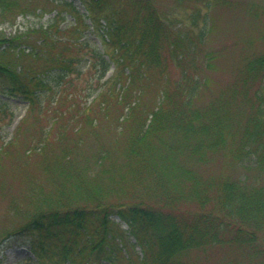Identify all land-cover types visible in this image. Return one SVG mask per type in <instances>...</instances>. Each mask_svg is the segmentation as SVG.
Listing matches in <instances>:
<instances>
[{"label": "trees", "instance_id": "obj_1", "mask_svg": "<svg viewBox=\"0 0 264 264\" xmlns=\"http://www.w3.org/2000/svg\"><path fill=\"white\" fill-rule=\"evenodd\" d=\"M157 1L0 0V25L19 16L50 14L46 22L13 35L0 30V102L19 99L31 110L54 106L62 111L57 122L65 116L63 102L83 96L85 108L76 109L58 129L61 145L69 126L86 111L97 128L118 108L114 122L121 131L125 124L131 127L127 162L111 164V171L121 176L119 169L127 168L125 177L142 184L126 199L95 196L63 147L72 165L65 172H72L84 192L79 201L85 203L28 213L0 238V262L15 240L33 254L27 264H75L86 252L92 255L87 256L90 264H197L187 261V253L210 245L237 247L253 258L263 253L264 53L249 59L227 90L201 104L209 83L205 70L214 66L212 52L198 46L211 31L208 11L218 0H187L193 27L198 25L196 40L193 29L172 31L169 13ZM197 2L205 4L204 13L194 6ZM170 67L179 72L174 80L168 77ZM157 88L155 104L146 105L144 97ZM48 131H43L46 136ZM33 151L41 154L36 147L26 153ZM176 153L180 162L173 164ZM218 153L241 165L243 178L202 174L199 168ZM108 155L103 149L96 166L103 167ZM45 169L58 175L49 163ZM170 173L174 179L167 181ZM107 179L111 185L117 180L113 174ZM56 181L59 193L44 202L62 203L65 186ZM146 182L150 186L143 189ZM115 216L129 232L113 230Z\"/></svg>", "mask_w": 264, "mask_h": 264}, {"label": "rangeland", "instance_id": "obj_2", "mask_svg": "<svg viewBox=\"0 0 264 264\" xmlns=\"http://www.w3.org/2000/svg\"><path fill=\"white\" fill-rule=\"evenodd\" d=\"M178 1L158 0L157 2L160 9L169 13L168 26L172 31L184 33L186 30L193 29V36L196 40L198 25L193 27L192 24V4L184 0V3L180 2L183 7L179 8L181 5ZM77 5L84 13L83 6L79 3ZM37 6H40V2ZM194 6H198L203 13L206 11L203 2H197ZM51 7L52 5L47 4V11H50ZM208 13L212 18L209 22L211 31H209L206 41L198 47H203L201 50L203 53L204 50L212 52L210 60L214 69L205 70L209 83L200 96L199 103L201 104L209 103L215 95L227 90L235 80L238 70L249 59L264 53V0H218ZM49 17L48 13L41 16H19L14 22L1 24L0 30L8 36L13 35L18 31H25L30 26L44 23ZM178 74L175 67L169 68L168 77L171 80L176 79ZM157 91L158 88L153 94L144 97L143 102L153 106ZM83 101V96L69 102L64 101L60 109L64 111L65 116L57 122L53 120L62 111L55 109L54 106L44 110L37 108L31 110L19 99L11 100L8 105L0 102V238L23 223L28 213L46 210L51 206L70 207L77 203H85L79 201L82 200L84 192L77 188L72 172L68 175L65 172L71 171L72 165L67 164L70 161L61 151L63 147L73 154L69 157L73 160L74 168L76 171H78L77 169L83 171L86 183L93 188L91 189L93 195L104 197L105 193H109L107 196L111 199L118 197L126 199L133 195V193L129 194L130 191L138 192L142 187L140 181L135 183L125 177L127 168L119 169L120 173L124 174H120L121 176L114 169L111 171V164L117 163L118 166H124L127 162L125 147L129 145L131 126L125 124L124 130L121 131L120 126L114 122L118 115L116 113H119L118 108L112 110L109 119L99 121L97 128L90 124V113L86 111L76 126H69L64 144H60V140L57 139L60 125L65 119H71L76 109L83 107ZM71 103L75 106H72L69 112L68 105ZM88 117L89 119H87ZM74 127L76 129H73ZM47 129L49 131L46 136L43 131H47ZM30 147L40 148L41 154L35 151L27 154L26 150ZM103 149L109 152L108 160L103 164V167H97ZM175 157L173 156L175 161L173 164L180 162L181 154L176 153ZM47 163L52 171L58 173L57 176H50L52 174L46 171ZM232 163L231 158L218 153L209 163L199 169L202 174L210 178L222 179L226 176H241L243 178V173L246 170L241 165ZM101 173L105 176H102ZM112 174L117 179L110 180L112 183L115 181L114 186L107 179ZM173 176V173L166 176L167 181L174 179ZM55 178L65 186L61 204L44 202L45 198L51 200L59 193L60 186L58 187L57 181L54 182ZM145 185L146 187L143 189L149 187L150 182H146ZM145 197L149 199V196ZM13 205H15L16 211H11ZM91 207L93 206L89 208ZM113 220L115 222L112 227L114 231L129 232V225L126 222L116 216L113 217ZM262 241L264 246V239ZM3 253H5V258L0 264H18L20 261H23L20 264H27L25 259L33 255L21 240L11 241ZM87 253L78 256L76 263L90 264L87 261V256L90 258L92 255ZM3 256L4 254L1 253L0 258ZM186 257L187 261L197 264H264V251L257 258H253L248 257L243 250L227 245L197 248L189 251Z\"/></svg>", "mask_w": 264, "mask_h": 264}]
</instances>
